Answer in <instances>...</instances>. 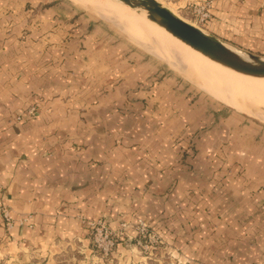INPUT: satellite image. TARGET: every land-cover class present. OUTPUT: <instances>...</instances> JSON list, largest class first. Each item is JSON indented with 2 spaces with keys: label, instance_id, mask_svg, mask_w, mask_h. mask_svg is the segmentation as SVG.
I'll return each mask as SVG.
<instances>
[{
  "label": "crops",
  "instance_id": "crops-1",
  "mask_svg": "<svg viewBox=\"0 0 264 264\" xmlns=\"http://www.w3.org/2000/svg\"><path fill=\"white\" fill-rule=\"evenodd\" d=\"M212 14L211 34L264 53V0H215ZM8 42L0 38V206L11 224L0 214V252L86 237L87 219L118 228L141 218L184 264H264V147L235 145L248 144L239 117L230 130L206 131L211 118L185 132L184 101L163 85L153 104L136 84L149 75L129 58H108L115 71L89 86L87 73L73 79L53 58L13 68ZM30 105L37 115L18 120Z\"/></svg>",
  "mask_w": 264,
  "mask_h": 264
},
{
  "label": "rangeland",
  "instance_id": "rangeland-1",
  "mask_svg": "<svg viewBox=\"0 0 264 264\" xmlns=\"http://www.w3.org/2000/svg\"><path fill=\"white\" fill-rule=\"evenodd\" d=\"M159 1L171 5L185 20L211 34L209 26L215 0L210 8L206 6L202 11H208L209 14L203 20L195 11V6L205 5L206 0ZM91 7L93 6L82 5L76 0H0V38H7L9 41L6 45L9 65L13 68L17 65L22 67L23 64L30 67L40 62L43 66L48 58H53L51 60L56 64L65 62V66L71 69L73 79L78 77L74 71H82V82L87 73L90 86L97 81L101 82L107 74L115 71L108 58L111 62L129 58L135 72L139 70L137 74L143 73V77L149 75L146 81H138L136 84L139 85V90L146 89L150 92L147 98L153 104H159V91H154L155 88L163 85L173 87L176 98L184 101V107L179 110L184 115L182 126L185 132H196L201 123L208 122L211 118L214 119L213 127L204 126L206 131L222 128L230 130L225 124H228L231 117L237 116L242 120L241 129L247 128L249 133L243 135L248 144L243 139L236 140L235 145L249 148L255 142L264 147V105L253 109H239L220 102L194 82L192 73L179 64L175 65V59L168 57V52L175 50L165 40L163 46L170 50L162 53L158 47L148 44L150 42L144 41L143 36H137L125 24L116 25L100 9ZM109 16L118 19L112 13ZM57 20L59 21L56 22ZM225 43L264 58V53L257 54L238 44ZM1 44L4 45V42ZM60 53L67 54L64 60L59 58ZM144 83L147 84L146 87L140 88ZM189 108L193 113L187 112ZM157 109L154 111L157 112ZM37 110L36 106L30 105L18 116V120H22L24 115L36 116ZM189 143L192 148V140ZM98 221L105 220H85L89 229L86 237L58 236L48 244L19 245L1 251L0 264H184L180 262L179 252L166 240L162 230L147 221L138 218L133 223L123 222L118 228L110 227L105 221L113 232V236H108L114 238L113 245L90 225V222ZM120 246L127 250L119 251Z\"/></svg>",
  "mask_w": 264,
  "mask_h": 264
},
{
  "label": "bare ground",
  "instance_id": "bare-ground-1",
  "mask_svg": "<svg viewBox=\"0 0 264 264\" xmlns=\"http://www.w3.org/2000/svg\"><path fill=\"white\" fill-rule=\"evenodd\" d=\"M76 1L80 2L82 5H92L93 7L91 8L100 9L116 25H120L119 23L125 24L126 27L133 30L137 36H143L144 41L150 42L148 44H152L153 47H158L162 53L168 52V48L163 46V40H165L175 50L168 52V57L176 60L173 61L174 63L176 62L175 65L179 64L183 69L192 73L191 77L195 80L194 82L220 100V102L222 101L239 109L244 107L246 109H253L254 107L264 105V80L260 78L252 79L254 77L237 73L211 61L171 36L163 28L149 21L146 17V11L132 9L115 0ZM162 4L177 16L181 17L171 5ZM109 13L118 17V19L111 18ZM124 30L125 29H123V31Z\"/></svg>",
  "mask_w": 264,
  "mask_h": 264
},
{
  "label": "water",
  "instance_id": "water-1",
  "mask_svg": "<svg viewBox=\"0 0 264 264\" xmlns=\"http://www.w3.org/2000/svg\"><path fill=\"white\" fill-rule=\"evenodd\" d=\"M117 1L132 9L146 11L149 21L211 61L237 73L264 79L263 57L229 46L220 38L177 16L159 0Z\"/></svg>",
  "mask_w": 264,
  "mask_h": 264
},
{
  "label": "built area",
  "instance_id": "built-area-1",
  "mask_svg": "<svg viewBox=\"0 0 264 264\" xmlns=\"http://www.w3.org/2000/svg\"><path fill=\"white\" fill-rule=\"evenodd\" d=\"M214 0H206L205 5L203 6H195V11L201 15L203 20L204 18H207L209 16L208 11L207 12H202L204 11V9L207 7H211V4ZM0 214L3 215V217L7 220L8 225L11 224L10 222V218L8 217V211L7 208L4 206H0ZM90 225L92 226V228H96L102 235H104L106 238H108L106 241H108V243L110 245H113V237H108L109 235L113 236V232L110 231V227L107 225V223L105 221H98V223H94V222H90Z\"/></svg>",
  "mask_w": 264,
  "mask_h": 264
}]
</instances>
